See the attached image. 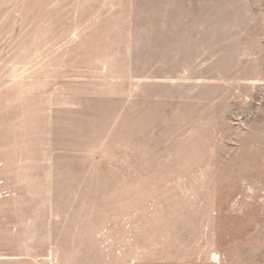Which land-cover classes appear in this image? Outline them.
<instances>
[{
  "label": "rangeland",
  "instance_id": "374dc122",
  "mask_svg": "<svg viewBox=\"0 0 264 264\" xmlns=\"http://www.w3.org/2000/svg\"><path fill=\"white\" fill-rule=\"evenodd\" d=\"M0 264H264V0H0Z\"/></svg>",
  "mask_w": 264,
  "mask_h": 264
}]
</instances>
